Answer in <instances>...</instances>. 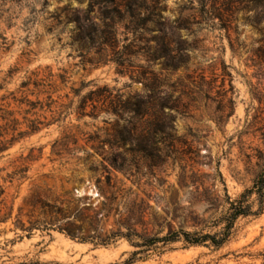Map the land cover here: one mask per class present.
Here are the masks:
<instances>
[{"label": "rangeland", "instance_id": "rangeland-1", "mask_svg": "<svg viewBox=\"0 0 264 264\" xmlns=\"http://www.w3.org/2000/svg\"><path fill=\"white\" fill-rule=\"evenodd\" d=\"M210 1L208 9L216 11L209 16L191 0L163 3L167 23L184 21L180 35L193 48L189 70L170 82H183L175 96L185 94L188 110L177 116L173 129L156 137L148 157L136 138L128 139L124 149L116 147L121 139L115 115L77 114L80 99L71 88L82 82H93L82 97L94 86L125 96L143 90L131 81L130 67L123 76L114 62L82 65L76 23L63 22L48 32L56 24L50 15L67 6L87 25L90 1L50 0L44 10L46 0H0V110L13 111L21 131L27 130V121L59 120L0 152V264H122L137 251L126 239L95 247L59 232L69 217L81 215L86 222L98 216L103 236L128 220L150 236H165L170 229L212 235L223 230L220 219L230 202L264 171V16L250 0ZM92 17L99 18L98 10ZM126 25L116 27L120 48L137 38ZM2 38L9 50L1 48ZM98 58L92 50L85 60ZM132 63L144 65L145 60ZM47 67L55 75L66 71L69 84L52 95L56 103L50 109L26 116L28 108L15 105L10 95L21 98L26 78ZM41 100L48 104L47 96ZM11 134L0 142L10 141ZM250 203L254 212L260 209L256 196ZM136 264H264V211L240 218L230 242L219 250L177 243Z\"/></svg>", "mask_w": 264, "mask_h": 264}, {"label": "trees", "instance_id": "trees-1", "mask_svg": "<svg viewBox=\"0 0 264 264\" xmlns=\"http://www.w3.org/2000/svg\"><path fill=\"white\" fill-rule=\"evenodd\" d=\"M50 0H46L44 10ZM82 1V0H80ZM89 9L86 12L85 23L81 24V19L77 11L71 6H67L50 15L53 24L48 29L49 33L57 30L59 25L64 22L66 25L76 23L77 32L76 43L79 44V50L82 52L83 63L87 64H107L114 62L118 66L120 75H127L128 68L130 79L133 83L142 85V92L125 96L120 92L115 94L114 90L108 87L94 86L86 96L82 97L83 91L91 86L93 82L81 83L80 88H71V93L79 98L77 114L82 118L90 116L94 119L99 118L101 113L113 114L117 117V135L120 142H117L118 149H124L128 139L136 138L141 152L148 153L153 151L156 144V137L164 134L168 129H173L177 116L184 115L188 110V105L183 103V96L176 97L177 87L183 86L181 79L178 84L171 85V79L179 71H188L191 61L190 51L193 48L185 42L180 33L184 30L183 22L169 25L164 16L166 7L165 0H89ZM198 2L201 6V12L204 16H209L216 10L209 8L210 0H191ZM20 4L21 0H1V3ZM253 8L263 9L264 0H250ZM98 10L99 18H93L92 15ZM213 14L212 17H217ZM127 22L126 30L133 33L137 38L135 42L124 45L120 48L118 40L117 25ZM1 48L9 50L8 40L2 38ZM92 50L96 51V59L85 60L87 54ZM114 56L112 60H108ZM144 59V65L133 66V59ZM158 69V71L156 70ZM188 79H190L188 77ZM69 84V77L66 71L55 75L50 67L46 69H37L22 83L20 93L21 98L12 93V101L18 107H27L25 115L38 110L43 112L47 107L51 108L56 102L52 100V95L58 93L61 88H66ZM195 88L202 91L201 85L196 84ZM30 96H35L36 101H32ZM47 96L48 104L45 105L41 97ZM68 98L69 96H65ZM7 99V98H5ZM4 99V100H5ZM73 103L69 106L70 109ZM63 107V106H62ZM92 107L91 113L87 110ZM11 105H8V109ZM2 115L0 120L5 124L0 129L2 133L0 138L6 139L12 133L10 141L0 142V152L7 149L19 140L27 138L42 130V127H49L59 120L53 119L52 122L44 124L39 119L27 121V130L21 131V124L14 118L13 111L0 110ZM177 115H176V114ZM33 116H38L35 112ZM123 123L124 127L120 124ZM145 125V126H143ZM126 134L129 138L126 137ZM109 179V176H108ZM256 196L260 209L253 211L251 199ZM264 211V171L258 176L252 188L243 193L238 200L230 202V208L226 215L220 219L224 228L217 234H203L202 232H187L183 229L173 231L172 229L165 236L161 233L156 236H150L147 233L140 234L135 225L130 220L126 223H119L120 229L109 236H103L99 226V217H91L89 222L81 216H75L69 220L64 228L57 227L61 234H64L73 241L81 244H92L95 247H108L118 239L128 240L137 251L131 254V258L122 264H136L140 261H146L151 255L163 254L170 246L183 243L186 248L210 246L217 250L228 244L233 237L234 229L240 218L251 216H260ZM88 219V218H87ZM82 221V224L78 222ZM143 221V220H142ZM144 223V221H143ZM48 226L54 227L53 224ZM123 229L126 232H123Z\"/></svg>", "mask_w": 264, "mask_h": 264}]
</instances>
